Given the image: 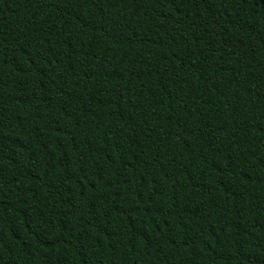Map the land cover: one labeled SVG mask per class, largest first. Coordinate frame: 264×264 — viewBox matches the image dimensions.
Segmentation results:
<instances>
[{
	"label": "trees",
	"instance_id": "16d2710c",
	"mask_svg": "<svg viewBox=\"0 0 264 264\" xmlns=\"http://www.w3.org/2000/svg\"><path fill=\"white\" fill-rule=\"evenodd\" d=\"M0 264H264V0H0Z\"/></svg>",
	"mask_w": 264,
	"mask_h": 264
}]
</instances>
